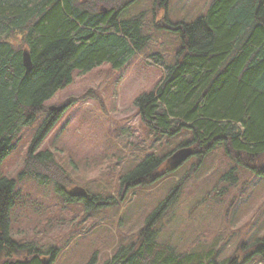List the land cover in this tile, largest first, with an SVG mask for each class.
Instances as JSON below:
<instances>
[{"label":"trees","instance_id":"obj_1","mask_svg":"<svg viewBox=\"0 0 264 264\" xmlns=\"http://www.w3.org/2000/svg\"><path fill=\"white\" fill-rule=\"evenodd\" d=\"M169 1L155 4L166 9ZM133 2L0 0V264H43L41 251L17 244L10 235L18 180L30 177L41 186L52 183L59 195L77 198L69 193L71 180L54 153L38 151L73 101H66L61 111L46 103L72 84L75 72L88 73L105 64L122 70L145 50L150 38L144 32V15L122 18ZM165 20L166 29L180 35L181 46L172 64L159 52L147 57L163 76L154 89L134 100L142 123L157 136L175 138L186 132L190 139L178 150L190 147L193 156L223 145L236 164H256L254 172L264 177V0H212L193 22L172 23L167 14ZM24 51L32 61L28 73ZM40 114L47 118L18 179L5 177L2 165L15 149L20 131ZM164 159L149 154L121 179L123 190L156 182ZM225 178L237 180L234 170ZM175 194L176 189L148 216L134 242L101 264H239L237 256L220 262L215 250L178 253L158 243L156 226ZM77 200L87 208L102 206L100 198L91 195ZM247 248L244 261L263 259L264 236ZM55 259L56 249L50 251L47 264ZM89 264H98L96 255Z\"/></svg>","mask_w":264,"mask_h":264},{"label":"rangeland","instance_id":"obj_2","mask_svg":"<svg viewBox=\"0 0 264 264\" xmlns=\"http://www.w3.org/2000/svg\"><path fill=\"white\" fill-rule=\"evenodd\" d=\"M211 1L170 0L162 9L155 0H134L122 18L144 15V32L150 38L145 50L122 70L105 64L88 73L75 72L72 84L46 103L61 108L73 101L38 151L54 153L71 180L69 191L81 187L99 197L102 206L87 208L80 198L59 195L52 183L41 186L30 177L18 180L10 228L17 244L32 245L42 252L44 262L56 249L52 264H89L94 255L98 264L104 263L118 248L136 240L148 216L176 189L156 226L158 243L178 253L215 250L220 262L237 256L239 264H264L257 256L243 260L249 252L245 246L264 236V177L254 172L256 164L240 166L223 145H217L170 170L167 158L190 135L152 134L134 106V100L154 89L163 76L147 57L159 52L172 64L181 46L180 35L166 29L165 15L172 23H190ZM46 118L40 114L20 131L15 149L2 165L5 177L18 179ZM149 154L167 157L158 170L159 179L123 190L121 179ZM232 170L237 180L222 179Z\"/></svg>","mask_w":264,"mask_h":264},{"label":"water","instance_id":"obj_3","mask_svg":"<svg viewBox=\"0 0 264 264\" xmlns=\"http://www.w3.org/2000/svg\"><path fill=\"white\" fill-rule=\"evenodd\" d=\"M22 62L25 67L26 73H28L32 69V61L28 51H24L22 54ZM57 111H61V108H55ZM193 156V150L190 147H184L180 150L175 151L169 159L170 170H173L183 164L186 160ZM72 196L77 198H87L89 194L85 191V189L81 187H75L71 192ZM43 264H47V262H43Z\"/></svg>","mask_w":264,"mask_h":264}]
</instances>
